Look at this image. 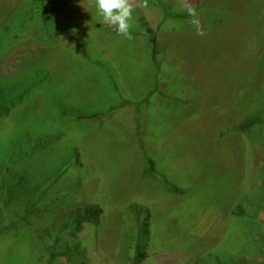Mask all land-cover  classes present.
I'll use <instances>...</instances> for the list:
<instances>
[{
  "label": "rangeland",
  "instance_id": "374dc122",
  "mask_svg": "<svg viewBox=\"0 0 264 264\" xmlns=\"http://www.w3.org/2000/svg\"><path fill=\"white\" fill-rule=\"evenodd\" d=\"M192 2L203 36L189 16L164 17L187 14L177 0H148L127 40L94 0H0V77L49 70L0 118V264H47L60 224L86 204L102 208L97 223L64 236L56 250L78 251L53 264H123L132 201L151 216L139 264H264V123L231 129L264 103V0ZM58 102L109 113L61 116ZM144 153L183 193L141 175Z\"/></svg>",
  "mask_w": 264,
  "mask_h": 264
},
{
  "label": "trees",
  "instance_id": "16d2710c",
  "mask_svg": "<svg viewBox=\"0 0 264 264\" xmlns=\"http://www.w3.org/2000/svg\"><path fill=\"white\" fill-rule=\"evenodd\" d=\"M33 10L31 11V13ZM164 17H176L184 18L188 17V14L171 13L164 10ZM49 70L45 68L30 69L25 77L20 80H8L0 77V118L7 116L12 108L18 103L24 100L29 92L36 86L40 85L48 76ZM16 77V76H15ZM264 99V95H263ZM260 113H252L245 116L241 121L231 127L232 130L239 132H246L251 128L262 125L264 123V103ZM57 107L61 116H72L76 118H90L99 119L108 110L99 111H85L81 108L66 105L63 102H58ZM58 138L57 135H44L34 140L33 149L43 148L49 145L51 142ZM78 151H74V161H77ZM144 167L141 175L153 176L159 179L162 185L169 191L177 194L183 193V189L167 180L164 176L160 175L156 171L155 161L144 153ZM71 162H65L56 175L54 181L57 180L62 173L69 167ZM33 203H30L31 205ZM125 209V227L124 234L121 243V256L123 264H139L147 257V249L150 240V209L146 203L141 201H132L124 205ZM38 211V210H34ZM102 213V208L98 204H86L82 208L74 211H70L66 218L60 224L57 233L55 234L54 243L48 248V260L47 264H53L55 258L59 255H63L66 259L70 260L74 254L78 251L79 243H76L71 248H65L64 250H56L55 246L66 235H75V231H82L85 224H95L98 221L99 216ZM237 215H244V209L241 205H238L235 212ZM193 264H199L197 262ZM213 264H248L243 258L228 257L223 260L219 257L214 258Z\"/></svg>",
  "mask_w": 264,
  "mask_h": 264
},
{
  "label": "clouds",
  "instance_id": "9594fccd",
  "mask_svg": "<svg viewBox=\"0 0 264 264\" xmlns=\"http://www.w3.org/2000/svg\"><path fill=\"white\" fill-rule=\"evenodd\" d=\"M178 11H184L190 19L187 21L194 30L195 35L203 36L204 31L200 17L194 7L192 0H177ZM94 6L97 13L102 17L103 22L113 27L118 35L127 40H132L134 37L131 34L133 13L137 9H147L149 7L148 0H94ZM172 26V22L169 23ZM179 28L180 25H175Z\"/></svg>",
  "mask_w": 264,
  "mask_h": 264
}]
</instances>
